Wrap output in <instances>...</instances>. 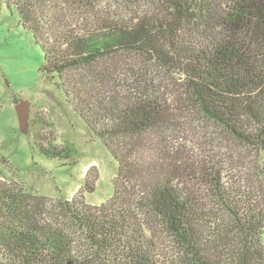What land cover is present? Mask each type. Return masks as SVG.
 Here are the masks:
<instances>
[{"label": "trees", "instance_id": "obj_1", "mask_svg": "<svg viewBox=\"0 0 264 264\" xmlns=\"http://www.w3.org/2000/svg\"><path fill=\"white\" fill-rule=\"evenodd\" d=\"M157 1L127 24L100 16L96 0H0L42 50L44 77L58 80L117 163L106 203L59 201L50 220L32 188L0 180V264H161L146 218L174 240L185 264H264V193L241 189L222 161L184 167L169 144L190 108L264 156V0ZM124 59L142 67L121 69ZM145 68L177 76L181 94L141 83ZM28 137L46 159L77 163L73 145ZM92 172L86 193L95 190Z\"/></svg>", "mask_w": 264, "mask_h": 264}, {"label": "rangeland", "instance_id": "obj_2", "mask_svg": "<svg viewBox=\"0 0 264 264\" xmlns=\"http://www.w3.org/2000/svg\"><path fill=\"white\" fill-rule=\"evenodd\" d=\"M4 1V0H3ZM100 16L108 20L136 23L149 16L157 7V0H96ZM123 68L140 61L124 59ZM44 64L42 50L35 44L32 34L20 23L14 8L4 3L0 9V155L6 163L0 164V180L45 199V216L55 217V205L82 197L85 204L100 206L112 196L117 163L102 143L90 134L81 120L66 103L58 80L48 81L41 72ZM144 68V67H143ZM139 72L141 83L150 82L165 93L182 92L181 82L174 74L145 68ZM167 93V94H168ZM22 101L29 104L28 131L19 129L14 106ZM16 102V103H15ZM28 135L36 136L44 146L73 145L78 156L75 165L46 159L31 145ZM170 147L177 151L184 163L192 166L206 162H223L227 174L238 179L240 188L264 193V156L240 146L200 115L188 108L181 117V127L173 137ZM186 158L190 159L186 161ZM89 178L97 176L93 193L84 192L83 182L87 171ZM83 191L82 195L79 193ZM49 219V217H48ZM50 220V219H49ZM147 234L152 237L161 264H185L182 253L154 218L144 220Z\"/></svg>", "mask_w": 264, "mask_h": 264}, {"label": "water", "instance_id": "obj_3", "mask_svg": "<svg viewBox=\"0 0 264 264\" xmlns=\"http://www.w3.org/2000/svg\"><path fill=\"white\" fill-rule=\"evenodd\" d=\"M17 114L19 129L23 133L28 131V121H29V104L27 101H22L14 106Z\"/></svg>", "mask_w": 264, "mask_h": 264}]
</instances>
